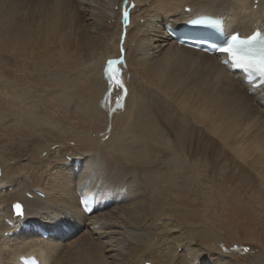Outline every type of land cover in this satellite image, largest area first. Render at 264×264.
<instances>
[{"label": "bare ground", "instance_id": "obj_1", "mask_svg": "<svg viewBox=\"0 0 264 264\" xmlns=\"http://www.w3.org/2000/svg\"><path fill=\"white\" fill-rule=\"evenodd\" d=\"M41 1L44 7H49L50 5L53 10L60 11L62 9L66 10L69 8L75 12L76 16L79 17V20L82 23V28L85 27L83 24L87 23V29H84V34L87 35L88 40V36H90V33L93 32L94 29L100 32L102 35L100 45H102V48L104 49V54L106 56L109 55L107 57L109 60L107 63H103L95 67L92 61L91 63L93 64V67L92 70H90L92 72L94 70L98 72L101 71V73L103 72L104 75L100 79L105 78L108 81L110 80L112 82H116V80L120 78V74L118 76V72L122 69V72L120 71V73H123V69L128 67L129 64L131 65V62H133L132 68L134 71L137 70L139 66L146 64V66L149 67L150 75L155 78L157 76H164L168 72L175 74L178 79L182 76L187 83L186 95L190 97L197 91H204L207 97L206 100L209 102L208 105L214 107L213 115L219 111V109H216L215 102H222L225 105L223 109L221 108L222 110L218 115L221 120H217L215 122V124H218L219 127L214 129V126L213 128L211 127L212 125L209 126L214 132L215 130L217 131L218 128L222 129L223 127L229 129L231 133L236 130L234 136L238 139V142L242 144V147L237 151L238 153H236V156L246 164L255 165L256 163L254 159L250 157V152H255L256 149L257 154H261V157L264 159V87L256 88L247 83L242 74H232L229 71V68L220 64V60L225 58V56L218 54L208 55L204 52L181 46L170 38L168 31L166 30L167 26L174 30H181L187 21L198 16L205 15L223 18L224 26L228 35L239 32L241 36L248 37L256 29L262 30L264 34V0ZM37 2H39V0H34L35 4H37ZM256 2L258 3L257 7H255ZM20 3L22 2L19 1V4ZM131 3L135 5L133 9L130 7ZM126 5L127 10L130 12V26L126 29V39L122 42L121 39L124 28L121 24V14L123 7ZM13 9H16V6ZM187 9H189V11H187ZM33 10L35 9L33 8ZM9 11L7 13H9ZM36 12L37 11L35 10L33 14L31 13L32 16H36ZM138 12H140V14H137ZM45 13L46 12L41 15L44 17V15L47 14L46 19H48L49 14L53 15V13L48 14V11L46 14ZM136 14L139 16L138 18ZM41 15L38 16L41 17ZM30 19L32 18L30 17ZM141 21L142 23L145 21L144 24H141ZM32 23H34V20ZM33 26L32 29L34 28ZM36 28L37 27L34 28L35 31ZM25 29L23 30V33ZM39 29L41 28L38 27V30ZM42 33L46 34V31H41V36L39 37H42ZM34 34L36 35V33ZM16 35L18 36L17 33ZM16 35L14 37H16ZM27 35L24 34L23 36L28 39L30 35L28 37ZM43 36L46 37V35ZM37 37L38 36H36V38ZM45 37H43V39H45ZM33 39L30 38L32 41ZM34 41L35 43L32 44L33 46L36 44V40ZM41 42H43V40ZM122 54L125 59L117 63L116 61ZM109 61L114 62L112 65L111 76L109 75ZM129 69L130 68L128 67V72ZM163 70H165L166 73H164ZM83 71L84 70L81 72L83 73ZM122 75H125V73ZM92 77L90 78L92 79ZM130 78H132V74ZM164 80L167 79L164 78ZM168 81H171V79ZM65 83H67V81ZM97 86L101 89V86ZM62 89L64 90V88ZM65 89H67V87ZM63 93H65V91ZM181 93L185 95L183 89ZM152 96L153 95H150V97ZM151 100L156 101L152 98ZM134 101H136V99ZM113 104L115 106L116 102H113L112 105ZM121 105L122 103L118 102L116 107L119 109ZM195 108L196 107H194V109ZM201 110H203V107ZM204 113L207 114L206 110ZM84 115H86V113H84ZM126 115L127 127H125L123 132L119 134V138L116 139V141L113 140L114 143H111L109 139V131L108 134L91 135L89 133H80L78 129L73 131H66L62 129L65 137H71V140L69 139L68 142L66 141L64 145H61V151H55L53 156L54 159L50 161L51 172L48 171L49 174L44 173L43 178L41 177L42 181L37 187H29L28 185L31 183L27 185L28 182L22 179H16L14 183H8L5 179H0V264H21L20 258L31 256L36 257L40 264H61V261H64L61 259L62 255H76L75 257H77L80 262L77 261L78 263H74L73 261L74 264H122L123 262H125V264H137L138 262L139 264L141 262L138 260L139 255H144L147 250L153 246V241L156 243V239L160 240L158 238L159 235L157 234L160 228H162L159 227V225L162 226V218L160 219L161 216H157V211H159L158 200L160 198L158 199V195L155 191L153 193L148 191L151 186H154V181L151 176H146L149 173L148 170L153 165L152 160H159L156 153L161 151V147L164 146V143L160 141L163 137H161V139L158 137L159 121L149 112V110H134L130 104L129 113ZM132 118H134V121H131ZM171 119L172 118H170V120ZM166 120L168 124H171L169 119ZM164 121L165 120H163V123ZM115 123H119V121L116 120L114 124L110 125L113 126ZM50 129L52 130V127H50ZM108 130L113 131L114 129L112 127ZM64 134L61 135L63 136ZM161 134L163 133L161 132ZM218 136L223 140L225 146L227 144V146L232 148V144L224 134ZM231 138L232 137L230 136V139ZM172 144H174V142ZM49 147L50 145L48 148ZM164 148L167 147L165 146ZM172 149H174V147ZM246 149H248V151H246ZM168 152L170 153L171 151ZM176 154L177 153H175V155ZM170 155L172 156V153H170ZM155 156L156 158H154ZM68 158H71V165L68 164ZM48 159L49 156L47 161ZM76 159L80 160V166L78 167H74ZM261 164L259 163L260 166ZM169 168L170 167H168V169ZM144 173H146V175H144ZM11 175H13V173L8 171L7 178H13ZM39 177L40 176H38V178ZM143 181L145 182L142 183ZM161 181L163 180H160V182ZM167 185L169 186L170 184ZM172 185L170 186L172 187ZM39 193L42 194L43 197L38 195ZM85 196H92L96 199L95 211L90 216L85 215L80 207V198ZM152 197L153 199H151ZM151 200H153L152 203L157 206L155 208L156 211L153 213L152 220H150L151 213L149 214V211L153 208L150 206ZM16 201L20 202L23 207V217H12L13 211H11V205ZM169 216L170 214L168 217ZM164 218L166 219V217ZM150 221H154L152 227L149 226L151 223ZM23 225L27 226L26 230H23ZM34 226L44 229L51 235L48 239H43L33 230ZM63 227H66L67 229L63 230ZM174 233L175 232L170 229L164 236L173 234L170 237L175 238L176 236ZM191 243L186 241L178 246L173 244L172 248L174 250L175 247H177L176 250H180V252L176 253L177 257L175 256L179 259L174 261V257L170 258L166 256L168 257L166 259V264L238 263V261H227L225 257L217 255L216 250L212 247H206L205 249H202L204 251L200 253L192 247ZM156 245L153 246L155 248L152 249L153 252L150 253L153 254V256H156L157 254H165L166 252H164V250H169L170 252L174 251L168 248L167 245L165 246V244L163 245L165 248H162L163 251H160L159 248L162 245L158 244V247ZM125 258L128 259V263H126L127 261ZM130 260H134V262H129ZM253 260L254 261L250 264H264V253L256 255ZM71 261L72 260L69 262ZM65 264L68 263L66 262Z\"/></svg>", "mask_w": 264, "mask_h": 264}, {"label": "rangeland", "instance_id": "obj_2", "mask_svg": "<svg viewBox=\"0 0 264 264\" xmlns=\"http://www.w3.org/2000/svg\"><path fill=\"white\" fill-rule=\"evenodd\" d=\"M19 1L23 4H19ZM15 6L16 9H13ZM49 7H44L41 0L37 4L34 3V0H0V179H5L8 183H14L16 179H22L28 182L27 185L31 183L28 185L29 187H37L42 181L44 173L49 174L51 172L50 161L54 159L55 151H61V145H64L71 138H66L64 132H62L63 130L73 131L78 129L80 133L91 135L112 132L108 136L111 143H114L119 138V134L127 127L126 114L129 113L130 104L134 110L146 109L155 116L159 121L158 137L160 139L163 137L160 141L164 143L161 151L156 153L159 160L154 159L155 162L152 160L153 165L148 170V175L144 173L146 176H151L154 181V186L151 187L155 188L150 187L148 191L150 193L155 191L158 199L160 198L158 200L160 212L157 211V216H161L160 219L162 218V226L159 225L162 228L157 233L159 235L157 237L163 241L156 239L157 245L153 241V246L162 245L159 248L160 251H163L162 248H165L166 245L174 250L172 248L173 244L178 246L188 241L192 242V247L200 253L204 251L202 249L212 247L216 250L217 255L225 257L227 261H238L236 264H250L254 261L256 255L264 253V166H262L264 165V161H262L264 159L260 153V155L257 154L255 149V152H250V157L254 159L258 166L244 163L236 156L237 151L242 147V144L234 136L236 130L231 133L225 127L218 128L215 132L211 129L213 126L214 129L219 127L215 122L221 120L218 115L225 105L222 102H215L216 109H219V111L213 115L214 107L208 105L209 102L206 100L207 97L204 91H197L189 97L186 95L187 83L182 76L178 79L175 74L168 72L164 76L155 78L150 75L149 67L146 64L139 66L134 71L132 68L133 62H131L132 64L128 65L130 73L127 71L128 67L123 69V73H120V71L122 72L121 69L118 72L120 78L116 82L110 80L109 82L105 78L100 79L104 75L103 72L90 71L93 64L95 67L107 63L109 60L107 58L109 55L104 54V49L100 45L102 41L100 32L96 29L93 32L90 31L88 40L87 35L84 34L87 23L83 24L85 27L82 28V23L75 12L69 8L58 11L53 10L51 7L50 10ZM33 8L37 11L36 16H32L35 12ZM31 10L34 12H30ZM8 11L9 13H7ZM43 11L46 13L48 11V14L54 11V13H57L49 14L48 19H46V13L44 17L41 15L44 13ZM38 12L42 13L39 14ZM137 14H140V12ZM38 15H41L43 19ZM30 17L34 20V23H32L33 20ZM144 22L141 21V24H144ZM32 26L37 27L36 31L33 28L35 32ZM38 27L41 29L38 30ZM42 28L46 31V34L42 33V37H39L41 31L45 32ZM24 34H28L27 37L31 36L28 37L29 40L23 36ZM15 35L17 38L14 37ZM43 35H46V37ZM30 38H34L33 41ZM34 40H36V46L32 45L35 43ZM40 40H43V42ZM82 70H84L83 73ZM163 72L166 73L165 70ZM124 73L125 75H122ZM129 74L130 76L132 74V78ZM164 78L167 80H164ZM170 79L171 81H168ZM66 81L67 83H65ZM120 83L123 87H120ZM97 85L101 86V89ZM66 87L67 89H65ZM182 89L185 95L181 93ZM64 91L65 93H63ZM150 95L154 97H150ZM151 98L156 101L151 100ZM135 99L136 101H134ZM112 100L116 104L118 102L122 103L121 107L118 109L116 104L115 106L112 105ZM194 107L196 108L194 109ZM202 107L203 110H201ZM125 108H128V111ZM204 109L207 114L204 113ZM170 118L172 119L170 120ZM115 119L119 123H115L113 126L110 125L114 124ZM166 119H169L171 124H168ZM163 120H165L164 123ZM131 121H134V118ZM49 126L52 127V130ZM112 127L113 131L108 130ZM59 132L64 135L62 136ZM221 133L229 139L232 148L227 144L225 146L223 140L219 138L218 135H222ZM173 142L174 144H172ZM165 146L167 148H164ZM173 147L174 149H172ZM168 151H171L172 156ZM175 153L177 154L175 155ZM259 163H262L261 166ZM168 167L170 168L168 169ZM8 171L13 173L11 175L13 178H7ZM37 175L40 177L38 178ZM160 180L163 181L160 182ZM167 184L173 185L171 187ZM152 201L150 206L153 208L152 211H149V214L151 213L150 220L153 219L152 216L157 207ZM17 204L21 205L17 201L11 205L12 217L14 218L19 217L16 216L14 207ZM169 214L170 218L168 217ZM153 223L154 221L149 226L152 227ZM170 229L175 232V238L170 237L173 234L164 236ZM164 244L165 246H163ZM153 246L144 255H139L138 260L141 261L139 264L147 262L166 264L168 257H174V261L179 259L176 258V253L180 252V250H176L177 247L173 252L164 250L165 254L153 256V254H150L153 252L152 249L155 248ZM75 256L62 255L61 259L64 261H61V264L66 262L72 264L73 261L78 263L79 260ZM69 258L72 263L69 262ZM125 259L128 263V259ZM132 261L134 262V260ZM122 264H125V262Z\"/></svg>", "mask_w": 264, "mask_h": 264}, {"label": "snow or ice", "instance_id": "obj_3", "mask_svg": "<svg viewBox=\"0 0 264 264\" xmlns=\"http://www.w3.org/2000/svg\"><path fill=\"white\" fill-rule=\"evenodd\" d=\"M128 16L125 13V21ZM221 52L225 53L235 63L237 67L242 68L249 77H259L264 79V37L259 32L249 39H241L235 35L231 39V43L227 47L221 48ZM113 61H109V75H112ZM120 87H123L120 83ZM16 215L23 216L22 206L17 204L14 206Z\"/></svg>", "mask_w": 264, "mask_h": 264}, {"label": "water", "instance_id": "obj_4", "mask_svg": "<svg viewBox=\"0 0 264 264\" xmlns=\"http://www.w3.org/2000/svg\"><path fill=\"white\" fill-rule=\"evenodd\" d=\"M124 15H122V17H123ZM123 19H125V17L123 18ZM23 210V209H22ZM17 211V210H16ZM145 264H150V263H145Z\"/></svg>", "mask_w": 264, "mask_h": 264}]
</instances>
